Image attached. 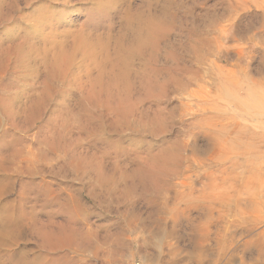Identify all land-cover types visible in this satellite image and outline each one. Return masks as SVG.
Listing matches in <instances>:
<instances>
[{"label":"clouds","instance_id":"obj_1","mask_svg":"<svg viewBox=\"0 0 264 264\" xmlns=\"http://www.w3.org/2000/svg\"><path fill=\"white\" fill-rule=\"evenodd\" d=\"M0 264H264V0H0Z\"/></svg>","mask_w":264,"mask_h":264}]
</instances>
